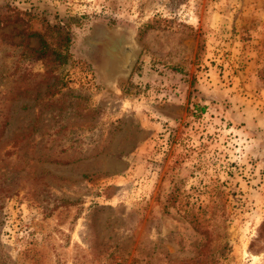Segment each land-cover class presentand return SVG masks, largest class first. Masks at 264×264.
Returning <instances> with one entry per match:
<instances>
[{
	"label": "rangeland",
	"instance_id": "obj_1",
	"mask_svg": "<svg viewBox=\"0 0 264 264\" xmlns=\"http://www.w3.org/2000/svg\"><path fill=\"white\" fill-rule=\"evenodd\" d=\"M0 264H264V0H0Z\"/></svg>",
	"mask_w": 264,
	"mask_h": 264
},
{
	"label": "trees",
	"instance_id": "obj_2",
	"mask_svg": "<svg viewBox=\"0 0 264 264\" xmlns=\"http://www.w3.org/2000/svg\"><path fill=\"white\" fill-rule=\"evenodd\" d=\"M51 29H56L57 35L59 37V40H57V44L60 45L64 51L69 47V44L71 42V34L70 29L68 27L62 26L61 24H57L49 26ZM47 33V32H46ZM33 35L39 36L40 41V47L38 50V57L44 58L47 56V54L51 51L54 54H56L57 58H65V55L63 54L62 50H59L57 48H53L51 44L45 39V35L40 32H32Z\"/></svg>",
	"mask_w": 264,
	"mask_h": 264
},
{
	"label": "water",
	"instance_id": "obj_3",
	"mask_svg": "<svg viewBox=\"0 0 264 264\" xmlns=\"http://www.w3.org/2000/svg\"><path fill=\"white\" fill-rule=\"evenodd\" d=\"M119 54L123 61L121 63V71L125 76H129L138 60L139 53L132 45L128 44L120 47Z\"/></svg>",
	"mask_w": 264,
	"mask_h": 264
}]
</instances>
